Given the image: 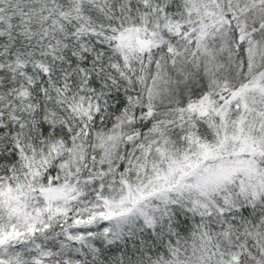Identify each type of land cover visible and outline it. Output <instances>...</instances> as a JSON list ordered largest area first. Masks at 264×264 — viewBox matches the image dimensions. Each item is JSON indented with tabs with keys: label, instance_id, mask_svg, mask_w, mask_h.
<instances>
[{
	"label": "snow or ice",
	"instance_id": "obj_1",
	"mask_svg": "<svg viewBox=\"0 0 264 264\" xmlns=\"http://www.w3.org/2000/svg\"><path fill=\"white\" fill-rule=\"evenodd\" d=\"M0 264H264V0H0Z\"/></svg>",
	"mask_w": 264,
	"mask_h": 264
}]
</instances>
